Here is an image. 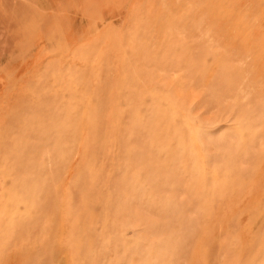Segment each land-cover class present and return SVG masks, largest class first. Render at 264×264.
<instances>
[{"label": "rangeland", "instance_id": "rangeland-1", "mask_svg": "<svg viewBox=\"0 0 264 264\" xmlns=\"http://www.w3.org/2000/svg\"><path fill=\"white\" fill-rule=\"evenodd\" d=\"M24 3L0 0V264H264V0Z\"/></svg>", "mask_w": 264, "mask_h": 264}, {"label": "crops", "instance_id": "crops-1", "mask_svg": "<svg viewBox=\"0 0 264 264\" xmlns=\"http://www.w3.org/2000/svg\"><path fill=\"white\" fill-rule=\"evenodd\" d=\"M5 1H8V2H14V1H17L18 3L22 4V6H23L24 9H26V6H25V3H24V0H5ZM20 6H21V5H20ZM20 8H22V7H20ZM26 11H28V10L26 9ZM29 15H30V14H29ZM31 16L34 17L35 14L31 13ZM72 23H73V22H72ZM34 25H35V27H36V29H37V31H38L39 33L42 32L41 29H38V27H37L38 24H37L36 22H34ZM40 27H41V26H39V28H40ZM65 34L68 35L69 32L66 31Z\"/></svg>", "mask_w": 264, "mask_h": 264}]
</instances>
